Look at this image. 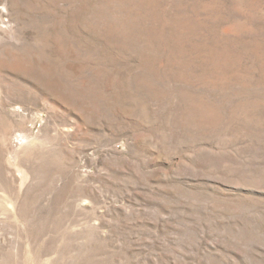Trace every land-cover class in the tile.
Segmentation results:
<instances>
[{"label": "rangeland", "instance_id": "rangeland-1", "mask_svg": "<svg viewBox=\"0 0 264 264\" xmlns=\"http://www.w3.org/2000/svg\"><path fill=\"white\" fill-rule=\"evenodd\" d=\"M0 264H264V0H0Z\"/></svg>", "mask_w": 264, "mask_h": 264}]
</instances>
